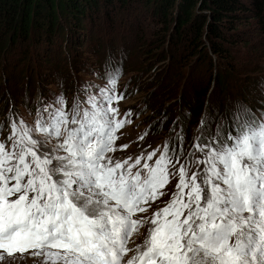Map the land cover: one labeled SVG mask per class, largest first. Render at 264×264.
<instances>
[{
    "label": "snow or ice",
    "instance_id": "6c2138e0",
    "mask_svg": "<svg viewBox=\"0 0 264 264\" xmlns=\"http://www.w3.org/2000/svg\"><path fill=\"white\" fill-rule=\"evenodd\" d=\"M106 79L95 91L85 85L71 108L58 96L32 126L10 121L0 141V264L29 249L44 264H264V115L241 109L227 135L218 127L198 137L202 155L189 163L203 164L199 173L172 149L174 164L167 144L113 160L131 112L113 106L123 99L118 74ZM176 176L171 200L138 216ZM145 225L142 244L129 248Z\"/></svg>",
    "mask_w": 264,
    "mask_h": 264
},
{
    "label": "rangeland",
    "instance_id": "374dc122",
    "mask_svg": "<svg viewBox=\"0 0 264 264\" xmlns=\"http://www.w3.org/2000/svg\"><path fill=\"white\" fill-rule=\"evenodd\" d=\"M109 1L94 0L96 5L90 3L80 17L65 10L67 0H58L64 8L58 26L48 29L44 14L33 20L23 39L9 34L6 19H0V38L5 41L0 47V141L8 142L10 121L19 118L32 126L38 109L61 95L71 108L75 100L85 99V85L94 86L95 91L106 86L108 73L115 72V91L123 99L113 106L122 117L130 111L131 122L117 133V150L108 155L113 160H135L157 149L163 151L167 144L174 164L172 149L180 164L188 166L189 175L199 173L204 165L189 163L194 159L190 153L202 155L193 147L198 137L215 135L218 127L227 135L241 109L256 117L264 115L262 22L250 8L231 33L234 42L225 46L222 56L211 52L201 26L195 43L198 53L190 54L172 43L171 19L163 21L162 10L158 12L161 0ZM261 14L264 21V11ZM178 179L170 178L162 189L165 195L151 203L148 212L137 215L150 217L163 208L177 190ZM148 227L133 235L129 248L142 244ZM34 251L16 254L11 264H44V257L31 255Z\"/></svg>",
    "mask_w": 264,
    "mask_h": 264
},
{
    "label": "trees",
    "instance_id": "16d2710c",
    "mask_svg": "<svg viewBox=\"0 0 264 264\" xmlns=\"http://www.w3.org/2000/svg\"><path fill=\"white\" fill-rule=\"evenodd\" d=\"M80 1V2H79ZM67 0L64 4L67 9L76 16H84L85 9L96 5L92 0ZM110 2L109 0H107ZM162 20L165 17L171 19L170 28L174 35L172 43L184 46L186 52H196V42L199 40L201 26L204 28L203 35L209 40L210 50L217 56H222L226 51L225 46L232 44L235 27L241 21L244 14L251 8L253 17L264 29L263 15L264 0H161ZM197 5V8H196ZM58 0H0V19L6 20L8 33L14 34L16 39L27 36L33 20L47 18V28L53 29L58 26L59 13L64 9ZM195 10V11H194ZM173 12V14H171ZM35 17V18H34ZM1 21V20H0ZM201 24V25H200ZM203 24V25H202ZM264 31V30H263ZM21 36V37H19ZM12 41L8 40L11 44ZM5 41L0 38V47H4Z\"/></svg>",
    "mask_w": 264,
    "mask_h": 264
}]
</instances>
